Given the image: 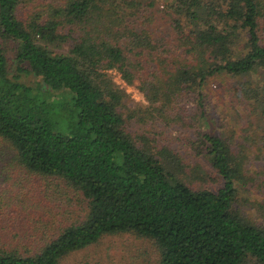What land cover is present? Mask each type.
<instances>
[{"label": "trees", "instance_id": "trees-1", "mask_svg": "<svg viewBox=\"0 0 264 264\" xmlns=\"http://www.w3.org/2000/svg\"><path fill=\"white\" fill-rule=\"evenodd\" d=\"M155 2L0 0V36L16 43L17 62L12 73L0 44V137L13 152L3 180L22 185L34 173L84 202L81 217L39 234L0 222V264H61L107 234L148 238L154 264H264V222L238 205L240 185H264V0H164L165 28L150 26ZM111 70L138 81L156 120L191 96L204 117L209 78L244 77L242 136L205 119L191 139L220 186L190 184L175 152L127 129Z\"/></svg>", "mask_w": 264, "mask_h": 264}, {"label": "rangeland", "instance_id": "rangeland-1", "mask_svg": "<svg viewBox=\"0 0 264 264\" xmlns=\"http://www.w3.org/2000/svg\"><path fill=\"white\" fill-rule=\"evenodd\" d=\"M141 1L145 4L148 0ZM163 3L164 0H156L154 5L149 6L150 13L153 15V22L150 26L154 28L160 25L167 27L166 15L162 10ZM0 44L5 50L9 70L13 73L17 65L16 43L0 36ZM110 73L116 84L125 92L119 108L126 119L127 129L132 133L149 136L150 142L159 148L164 147L175 152L182 163L180 174L190 184L207 185L212 189L220 186L222 182L220 175L208 158L192 147L191 139L196 137L197 132L206 129L205 119L215 131L228 135L233 133L236 139L242 136L241 124L244 121L241 122L237 115V111L241 112V105H239L236 92L241 82L244 81V77L227 73L210 77L203 87L206 101L204 117L201 116L200 109L191 96L178 104L176 112L179 111V115L165 118L158 116L155 112L154 114L159 118L156 120L149 116L150 103L138 81L126 82L117 71L111 70ZM22 79L33 86L37 85L40 92L48 88L40 78L33 74L23 75ZM54 92L57 91L54 90ZM58 98L61 101L67 99L64 93H61ZM69 100L70 97L67 101ZM201 118H204L203 121ZM70 120L64 117L60 123V129L68 125ZM12 155L13 152L7 142L0 137V211L4 214L0 216L1 223L10 224L12 232L20 228H28L33 232L38 230L36 234H39L60 222L82 216L84 213L83 196L55 181L48 180L46 183H43L44 181L39 183L34 173L24 174L22 185H13L11 182L4 181L5 168ZM41 184H46L49 188L43 185L41 187ZM38 186L44 190H39ZM22 192L26 194V197H22ZM238 196L240 208L257 221L264 222L260 207V204L264 202V185L261 184L258 188L254 186V182L247 180L239 186ZM22 204L26 205L31 212L25 213L24 209L16 207ZM32 204L33 207H31ZM154 260L155 253L148 238L131 234H107L96 243L67 255L61 260V264H154Z\"/></svg>", "mask_w": 264, "mask_h": 264}]
</instances>
